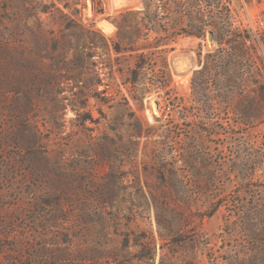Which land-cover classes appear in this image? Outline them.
<instances>
[{
  "label": "rangeland",
  "instance_id": "374dc122",
  "mask_svg": "<svg viewBox=\"0 0 264 264\" xmlns=\"http://www.w3.org/2000/svg\"><path fill=\"white\" fill-rule=\"evenodd\" d=\"M177 1L0 0V264H264V0Z\"/></svg>",
  "mask_w": 264,
  "mask_h": 264
},
{
  "label": "trees",
  "instance_id": "16d2710c",
  "mask_svg": "<svg viewBox=\"0 0 264 264\" xmlns=\"http://www.w3.org/2000/svg\"><path fill=\"white\" fill-rule=\"evenodd\" d=\"M99 5L101 4L102 0H97ZM168 1L171 0H160V2H156L155 0H144L145 4V11L146 13H135L137 14V17L135 19V28H136V35L135 37H132L131 35H127L126 32L123 30V23L120 21H113V23L116 25L118 31L117 36L119 40L114 41V48L116 51H121L124 49L122 47V43L127 45V48L130 50H133V46L137 44L142 39H147L151 32L157 33V35H161L164 30L163 25L165 24V20L168 16ZM204 0H193V2H196L198 4L203 3ZM178 8L181 10L179 18L180 19H188V22L186 23V27L181 26L177 31H175L171 37V41H175L176 38L179 35H189V36H196L203 38L205 37V27L204 26H195L193 23H191V8L190 5L186 2H183L182 0L177 1ZM225 2L223 0H218L211 5L212 10L219 11L220 9H223ZM99 12H104V9L101 8ZM203 13V12H202ZM129 13H121L120 16L123 19L124 23H127V20L125 19V16ZM142 14V15H140ZM202 18V17H201ZM203 21V19H202ZM194 27V28H188V27ZM167 32V31H166ZM217 42L219 44H223L225 42V39L216 38ZM165 43L156 42L153 47L155 49H159L162 45ZM146 61H145V55L144 53H140L137 57L136 63L134 68L130 72V81L133 84H137L140 81L142 71L145 69ZM156 74H165V71L161 70V72H156ZM90 117H87L89 119Z\"/></svg>",
  "mask_w": 264,
  "mask_h": 264
}]
</instances>
